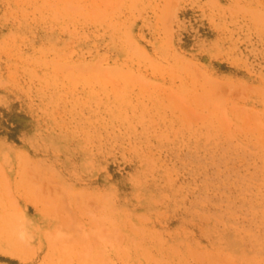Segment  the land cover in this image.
<instances>
[{"label": "rangeland", "instance_id": "obj_1", "mask_svg": "<svg viewBox=\"0 0 264 264\" xmlns=\"http://www.w3.org/2000/svg\"><path fill=\"white\" fill-rule=\"evenodd\" d=\"M0 264H264V0H0Z\"/></svg>", "mask_w": 264, "mask_h": 264}]
</instances>
